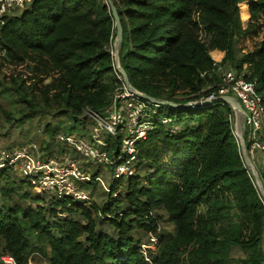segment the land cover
<instances>
[{"label": "trees", "instance_id": "1", "mask_svg": "<svg viewBox=\"0 0 264 264\" xmlns=\"http://www.w3.org/2000/svg\"><path fill=\"white\" fill-rule=\"evenodd\" d=\"M112 2L123 30L119 64L136 91L157 101H198L216 91L210 52L218 50L225 54L222 65L238 73L246 66L245 78L254 82L264 106V34L252 52L236 49L238 39L258 37L264 0H250L244 29L238 9L245 7L246 20L243 0ZM114 39L105 0H34L6 19L0 28V94L14 99L13 109L3 111L5 123H22L40 112L61 117L65 122L45 126L53 139L84 128L88 112L103 114L117 82ZM161 107L181 130L171 134L158 125L138 142L140 175L102 207L56 199L45 206L42 196L0 170V184L6 179L0 189L1 257L15 264H29L33 255L48 258V264H148L134 231L156 237L163 211L173 234L157 237L156 264H232V247L243 253L242 264H264V200L240 156L234 111L224 103ZM177 113L187 114L186 120H175ZM110 144L117 152L119 140ZM155 145L173 149L172 165L154 158ZM40 149L53 154L49 144ZM145 164L154 171L142 175ZM257 173L264 188V170ZM102 221L112 234L97 230Z\"/></svg>", "mask_w": 264, "mask_h": 264}, {"label": "built area", "instance_id": "2", "mask_svg": "<svg viewBox=\"0 0 264 264\" xmlns=\"http://www.w3.org/2000/svg\"><path fill=\"white\" fill-rule=\"evenodd\" d=\"M33 1L0 0V28L6 19L19 16ZM110 54L114 62L115 50L112 46ZM115 66L114 62L117 82L107 109L103 114L86 113L96 124L88 134L57 133L53 137L56 151L52 149L51 155H45L32 143L0 149V170L13 174L39 196L69 200L86 207L93 204L84 189L87 185L98 183L111 198L120 194L127 180L140 175L137 143L145 140L158 125L168 128L171 134L178 133L181 125L163 113L161 105L143 100L138 91L127 88ZM213 67L218 78L216 91L200 97L198 101L230 96L240 104L243 114L239 117L243 124L237 129L236 142L242 160L244 155L258 171L257 154L264 162V106L261 97L256 93L254 82L245 78V65L239 73L220 61H213ZM235 116L234 112L231 122ZM116 140H119L117 152L110 150V142ZM241 141L244 151L241 150ZM106 169L110 171L109 182L102 178ZM60 216L65 217L66 214L60 211ZM140 251L146 263L156 264L152 257L159 252L157 237L150 235L147 242L140 245ZM8 259L10 264H15Z\"/></svg>", "mask_w": 264, "mask_h": 264}, {"label": "rangeland", "instance_id": "3", "mask_svg": "<svg viewBox=\"0 0 264 264\" xmlns=\"http://www.w3.org/2000/svg\"><path fill=\"white\" fill-rule=\"evenodd\" d=\"M242 3H245L246 5V11L248 9L250 0H243ZM239 9V19L242 20V12L244 11L245 7L240 6ZM249 21V14L246 20ZM247 22L242 24V28L244 29L247 25ZM260 29L257 31L259 33L258 37H242L240 40L238 39L236 45L237 50L240 53H249L252 52L255 46L257 45V42L260 40V38L264 34V15L259 20ZM115 40V39H114ZM113 44V43H112ZM239 55V54H238ZM18 69L24 71L25 67L21 66L18 67ZM50 80H45V84L48 83ZM12 99H14V94L12 95V98H6L4 94H0V149L3 148H16L19 146L27 145V144H35L38 148L41 147V145H47L49 144L52 149L56 151V148L53 145V139H49V137L46 136L45 133V126L46 124H50L52 126L56 125L59 122H65V120L61 117H54L53 115L47 114V113H39L34 114L32 117L25 118L22 120V123L20 122H12L10 124L5 123V115L3 114V111H10L13 109V106L11 104ZM15 112V111H14ZM19 118V117H18ZM84 124L83 127H76L74 134H88L89 129H92L96 126V124L90 119L87 115L84 117ZM173 118L175 120H182L185 121L187 118V114L180 115V114H174ZM242 120L241 118L236 115L234 118V121L232 122V132L234 136L237 134V129H240L242 126ZM61 133V132H59ZM153 152L154 158H156L161 164H166L167 166L172 165V162L175 159L173 155V149H168L166 147L155 145L153 146V149L151 151ZM257 167L260 171L264 170V162L261 160V157L259 154H257ZM100 167H98L99 169ZM255 168V167H254ZM101 170V169H100ZM154 170L149 166L148 164H145L142 166V175L152 173ZM257 171V170H256ZM8 172V171H7ZM102 172V171H100ZM105 173H102V178L105 182H109V176L110 171L107 172V169L104 170ZM8 177L11 181L19 182L18 178L15 177L13 174L8 172ZM6 182V179L2 180V183L0 184V189L3 187L4 183ZM84 189L87 191L89 197L92 199L94 205L96 207H102L106 203H108L109 198L108 195L102 191L100 185L98 183H93L91 185H87L84 187ZM44 201L45 206H48L49 198L47 196L41 197ZM14 200L10 202V206L13 204ZM3 201L0 198V208H2ZM35 207V206H34ZM125 209V206H123ZM158 214L161 216V219L159 220V229L157 230V236L161 237L162 235H172L173 234V226L168 220L167 215L163 211H159ZM97 230H101L103 232H106L108 234H112V231L108 228V225L105 221H102L101 224L98 223ZM134 237L135 239L142 243H146L148 237L150 235L145 234L143 231L135 230L134 231ZM230 259L232 264H242V261L244 260V255L241 252V250L237 247H232L230 252ZM8 257H1V248H0V264H10L8 261ZM29 264H48V258H43L38 255H33Z\"/></svg>", "mask_w": 264, "mask_h": 264}, {"label": "water", "instance_id": "4", "mask_svg": "<svg viewBox=\"0 0 264 264\" xmlns=\"http://www.w3.org/2000/svg\"><path fill=\"white\" fill-rule=\"evenodd\" d=\"M106 1V5L110 10L112 19H113V23H114V28H115V45H114V50H115V59L114 62L116 64L115 68L116 70L119 72L120 76L122 77V80L124 82V85L129 88L130 90H135L130 82L129 79L125 73V71L123 70V68L120 66L119 64V56H118V49L122 43L123 40V30H122V25L119 19V16L117 14V10L116 7L114 6L112 0H105ZM137 94L139 95V97H141L143 100H146L150 103L153 104H158L167 108H171V109H177V110H184V109H194V108H199V107H205V106H209V105H213L215 103H224L227 104L231 107V109L236 113V115L240 116L241 114H243V109L241 108L240 104L232 97L230 96H218L216 98H214L213 100H204V101H193V102H187V103H183V104H176L170 101H157L154 98L137 92ZM241 150L244 151V145L243 142L241 141ZM243 162L245 167L248 169V171L250 172L256 187L259 191L260 196L262 197V199L264 200V188L262 185V182L260 181V178L258 176L257 171L252 167L251 163L249 162V160L243 155Z\"/></svg>", "mask_w": 264, "mask_h": 264}, {"label": "crops", "instance_id": "5", "mask_svg": "<svg viewBox=\"0 0 264 264\" xmlns=\"http://www.w3.org/2000/svg\"><path fill=\"white\" fill-rule=\"evenodd\" d=\"M248 14H249V12H248V9H247V17H248ZM245 22H247V21H244V20L241 21L242 24H244ZM114 45H115V42H113V44H112V47L113 48H115ZM224 55H225L224 52H220L218 50H212L210 52V56H211V59L213 61H220V62H222V60L224 58Z\"/></svg>", "mask_w": 264, "mask_h": 264}]
</instances>
